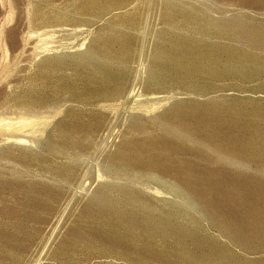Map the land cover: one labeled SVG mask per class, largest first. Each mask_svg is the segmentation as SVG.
Here are the masks:
<instances>
[{"label": "rangeland", "instance_id": "1", "mask_svg": "<svg viewBox=\"0 0 264 264\" xmlns=\"http://www.w3.org/2000/svg\"><path fill=\"white\" fill-rule=\"evenodd\" d=\"M257 37L256 0H0V264H264L181 181L120 158L230 177L223 138L264 140ZM235 150L264 176V152Z\"/></svg>", "mask_w": 264, "mask_h": 264}, {"label": "bare ground", "instance_id": "2", "mask_svg": "<svg viewBox=\"0 0 264 264\" xmlns=\"http://www.w3.org/2000/svg\"><path fill=\"white\" fill-rule=\"evenodd\" d=\"M256 1L264 7V0ZM242 34L245 36L247 35L245 32ZM248 36L250 37L249 34ZM262 38L263 37H257V40L250 38L249 41L252 42L253 45H258L263 43L264 40ZM213 113L214 115H211L212 117L217 119L220 118L218 115L220 113L217 110L213 111ZM200 123L201 126L198 125V127L201 129L199 130L203 129L205 132L204 135L206 136L205 139L203 138V141L209 145H215L216 141L224 137L221 136L222 126L218 120L214 119L213 121L208 122L202 120ZM199 130L197 132H199ZM195 137L201 139L198 134L192 137V139H195ZM223 139L226 143L220 147L225 150L224 153L226 157L222 156L218 158H221L223 162H226V165L228 163L234 168L235 172L232 173L230 177L225 176L220 169L203 168L190 163H175L172 162L169 157H166L167 159H157L148 155L149 160L144 162L138 158L139 151L134 154L131 153L128 159L123 158L122 155L120 158L128 160L125 161V163L130 162L132 164L147 165L148 167L155 168L158 171L161 170L165 172V174L167 173L181 181L182 184L187 189L191 190L196 197L206 202L208 209L214 214L215 219L218 221L222 229L230 234V236H232L236 241L239 243H245L246 241L252 240L256 241V243L263 247L264 176L261 178L257 176H247L241 173L238 168L244 166V163L237 156H232V152H234L233 150L235 149H239L244 156L242 157V160H249L247 157L250 156L248 150L254 147L256 148L257 155H259L258 157H260V154L264 152V140L257 138L256 140L249 139L242 141L240 138H227V136L226 139ZM144 152L145 151H143V153ZM261 167L260 168L264 170V160L261 162ZM220 205H223L227 209L220 210ZM231 206L232 208L236 207L242 211L243 216L241 220L239 218L238 221L234 220L235 217L232 218L227 214L226 211L231 208Z\"/></svg>", "mask_w": 264, "mask_h": 264}]
</instances>
